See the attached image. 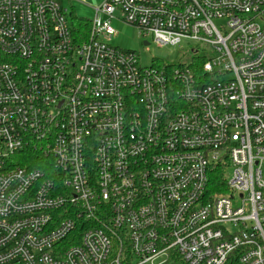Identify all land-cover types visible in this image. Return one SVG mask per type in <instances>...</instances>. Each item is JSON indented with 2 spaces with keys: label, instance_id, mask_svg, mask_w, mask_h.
Masks as SVG:
<instances>
[{
  "label": "built area",
  "instance_id": "obj_1",
  "mask_svg": "<svg viewBox=\"0 0 264 264\" xmlns=\"http://www.w3.org/2000/svg\"><path fill=\"white\" fill-rule=\"evenodd\" d=\"M94 11L0 0V264H264V0ZM114 18L212 53L143 66Z\"/></svg>",
  "mask_w": 264,
  "mask_h": 264
},
{
  "label": "rangeland",
  "instance_id": "obj_2",
  "mask_svg": "<svg viewBox=\"0 0 264 264\" xmlns=\"http://www.w3.org/2000/svg\"><path fill=\"white\" fill-rule=\"evenodd\" d=\"M104 0H61V4L67 7L73 15H68L67 19L70 26H74L77 30L83 28L82 23L89 22L94 19V8L101 4ZM119 17V12L115 13ZM102 19L104 17H101ZM80 23V25H79ZM215 25L220 27L223 21L215 20ZM111 26L116 34L107 42L121 50L133 51L139 56V64L150 66L155 64L158 67L165 65H183L187 64L194 57V51L199 53L211 54L212 50L206 44L197 41L183 39L176 45L158 46L152 36H143L138 29L126 24L117 18L111 20ZM147 43V45L144 44ZM233 169L228 168L226 176L230 177ZM162 260L156 261V263ZM183 264V263H178Z\"/></svg>",
  "mask_w": 264,
  "mask_h": 264
},
{
  "label": "trees",
  "instance_id": "obj_3",
  "mask_svg": "<svg viewBox=\"0 0 264 264\" xmlns=\"http://www.w3.org/2000/svg\"><path fill=\"white\" fill-rule=\"evenodd\" d=\"M81 24L82 26H86V23L81 22ZM196 62H197L196 66L199 68L200 66L198 65H201V63L203 62V59L197 60ZM226 173H227V170L219 164L213 167V170L209 173V192L221 193V191H223V188L225 187V182H226ZM82 230H83L82 227H80L79 231L81 232ZM237 258H238V251H234L229 256L226 264H238Z\"/></svg>",
  "mask_w": 264,
  "mask_h": 264
},
{
  "label": "water",
  "instance_id": "obj_4",
  "mask_svg": "<svg viewBox=\"0 0 264 264\" xmlns=\"http://www.w3.org/2000/svg\"><path fill=\"white\" fill-rule=\"evenodd\" d=\"M144 44H145V45H147V43H146V42H144Z\"/></svg>",
  "mask_w": 264,
  "mask_h": 264
}]
</instances>
